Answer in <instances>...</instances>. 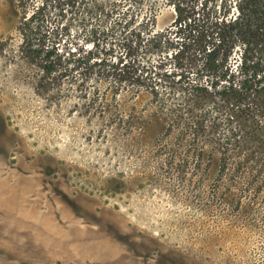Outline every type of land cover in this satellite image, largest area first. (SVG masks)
<instances>
[{
	"label": "rangeland",
	"instance_id": "rangeland-1",
	"mask_svg": "<svg viewBox=\"0 0 264 264\" xmlns=\"http://www.w3.org/2000/svg\"><path fill=\"white\" fill-rule=\"evenodd\" d=\"M96 1L118 7L108 19L50 8L24 42L22 9L0 0V264H264V146L244 141L219 171L212 134L193 130L199 109L171 97L185 76L197 80L186 55L147 60L163 59V109L125 78L100 75L105 65L79 75L76 55L106 43L103 57L122 67L119 30L103 42L92 29L125 8L154 30L174 18L167 0ZM46 47L71 53L59 82L41 79Z\"/></svg>",
	"mask_w": 264,
	"mask_h": 264
},
{
	"label": "trees",
	"instance_id": "trees-1",
	"mask_svg": "<svg viewBox=\"0 0 264 264\" xmlns=\"http://www.w3.org/2000/svg\"><path fill=\"white\" fill-rule=\"evenodd\" d=\"M15 1L22 9L18 30L24 42L45 27L50 8L61 13L76 6L90 15L108 19L118 7L117 3L106 7L96 0L92 4L86 0ZM167 1L174 11L170 28L151 29L150 18L138 22L127 7L122 11L123 17L109 27L92 29L93 35L103 37V42L111 40L114 31L119 30L121 40L117 45L124 58L120 55L115 59L117 63L124 59L122 67L108 63L103 57L113 52L109 43L96 53L76 55L71 66L76 67L79 75L87 76L93 65H105L107 68L100 75L125 78L131 93L145 89L156 101L155 108L163 109V96L157 86L161 85L162 76L168 77L166 73L159 75L163 59L155 64L147 60L152 55L169 54L170 50L174 53L173 59L185 55L191 58L197 64V80L185 76L180 90L171 97L186 96L192 100L193 108L199 109L193 130L212 134L220 154L219 171L223 172L229 153L240 144H247L244 141L264 146V0ZM69 54V51L66 56L54 47H46L45 53L39 55L37 62L44 84L59 82L70 74ZM92 57L95 60L91 63ZM167 93L168 96L170 90ZM171 105L169 109L175 110L176 104ZM206 105L208 108H204Z\"/></svg>",
	"mask_w": 264,
	"mask_h": 264
}]
</instances>
